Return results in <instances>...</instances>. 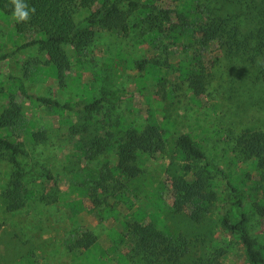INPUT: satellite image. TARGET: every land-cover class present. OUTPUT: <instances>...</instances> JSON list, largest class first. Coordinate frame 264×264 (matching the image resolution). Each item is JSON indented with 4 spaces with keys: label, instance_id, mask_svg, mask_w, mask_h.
I'll return each mask as SVG.
<instances>
[{
    "label": "rangeland",
    "instance_id": "1",
    "mask_svg": "<svg viewBox=\"0 0 264 264\" xmlns=\"http://www.w3.org/2000/svg\"><path fill=\"white\" fill-rule=\"evenodd\" d=\"M133 1L125 34L88 25L94 34L86 48L64 45L69 67L59 79L35 43L39 35L17 33L12 13L0 9V115L12 99L25 119L22 127L33 121L31 128L45 129L47 137L23 159L26 205L8 210L0 199V264H122L142 226L181 245L182 256L176 263H150L134 254L133 264H195L202 258L248 264L240 233L222 225L224 217L238 218V200L247 214L245 230L264 249V215L255 205L264 201V176L255 157L236 144L243 133L264 131V69L247 59L244 45L230 58L219 41L205 48L200 43L201 23L218 18L236 23L242 40L254 6L264 0H197L198 17L187 13L192 0ZM151 9L153 31L146 24ZM197 72L206 78L201 94L190 84ZM94 99H100L97 107L86 109ZM87 125L93 130L75 129ZM152 125L161 133L162 149H134L128 161L147 185L136 196L118 145L128 130ZM23 132L12 135L22 140ZM183 133L219 169L207 170L206 190L216 197L201 204L198 222L190 217L192 204L175 207V181H192L203 165L180 156L176 137ZM35 164L48 178L37 175ZM10 170L0 161V193ZM87 232L95 236L89 246Z\"/></svg>",
    "mask_w": 264,
    "mask_h": 264
},
{
    "label": "trees",
    "instance_id": "2",
    "mask_svg": "<svg viewBox=\"0 0 264 264\" xmlns=\"http://www.w3.org/2000/svg\"><path fill=\"white\" fill-rule=\"evenodd\" d=\"M192 1L194 5L192 7L188 6L186 9L189 15L194 16L197 13V0ZM26 2L29 7L35 8V13L31 15V19L27 22H17L14 19L15 31L19 34L30 32V34L39 35V38L34 42L37 44L39 51L45 55V62L57 68L58 79L62 76L64 69L69 67V61L64 50L65 44L73 45V49L78 52L86 48L91 39H93L94 34L93 31L88 30V25L97 24L102 29L115 34H125L129 28L128 19L132 14V9L137 6V2L133 0H129L127 4L122 2V0H26ZM94 4H97L98 8L92 10ZM13 7L10 0H0V9L4 13H13ZM254 8V14L248 19L251 29L242 37V40L237 37L236 23L235 26L229 25L228 18L202 22L200 27L202 31L200 43L202 46L205 48L213 41H219L220 45L225 49L226 55L232 58L238 52V48L244 45L246 48L242 50L247 54V59L254 66H258L260 70H263L264 5H255ZM152 13L154 11L151 9L147 14L146 24L149 31L155 29L152 26L154 20ZM196 17H198V14ZM76 18L80 19L77 20ZM85 24H87L86 27L84 26ZM182 30L184 28L180 27L179 31ZM142 62H138V68H142ZM205 82V75L200 72L192 74L190 77V84L195 94L203 93ZM1 91L2 88L0 87ZM42 100L47 101L45 99ZM99 101L100 99L92 100L86 106V109H95ZM22 121H25V119L19 113V105L11 99L7 108L0 115V129H4L7 132L10 131V134L0 135V161L5 160L11 169L5 187L0 193V199L5 205V209L8 210H16L26 205L29 188L28 180L25 177L23 159L31 155L33 151L32 145L37 146V144L47 139L45 129L34 131L31 127H36V124L29 120L22 127ZM75 127L78 133L93 130L91 125ZM12 130L15 132L22 131V133L25 131L23 139L18 140L17 136L12 135ZM160 134L157 126L153 125L141 132L128 130L125 140L118 145V156L119 159L121 158L120 166L126 174L128 186L132 187L133 195L137 196L144 192L147 185L138 175L139 168L129 164L128 161L134 158V149L143 152L161 150L162 143L160 140L162 139ZM236 144L248 157H255V168L264 176V131L243 133L237 138ZM176 145L181 157L186 160L203 162L202 167L200 166L195 170V178L192 181L182 178L175 181L176 209H182L184 204H192L194 207L190 212V217L198 222L203 217V213L200 210H204V208H202L201 204L208 205L216 197L213 191L206 190L207 170L210 168L218 171L219 169L204 155L189 134L178 135L176 137ZM34 167L37 169L38 176L48 178V175L44 174L37 164ZM237 205L238 218L235 221H231L228 217H224L222 225L231 231L237 230L240 233L248 264H264V249L245 230L244 223L247 220V214L240 200H238ZM255 205L259 213L264 215V201L261 203L255 202ZM85 236L87 246L95 241V236L91 232H87ZM128 244L129 247L132 245L133 254L128 257L125 252L122 264H133L131 257H134V254L140 255L142 259L150 263L160 260L176 263L180 260L183 250L181 245L173 241L165 233L156 231L149 226H142L135 235L134 241ZM210 259L202 258L195 261V264L217 263L216 259Z\"/></svg>",
    "mask_w": 264,
    "mask_h": 264
},
{
    "label": "clouds",
    "instance_id": "3",
    "mask_svg": "<svg viewBox=\"0 0 264 264\" xmlns=\"http://www.w3.org/2000/svg\"><path fill=\"white\" fill-rule=\"evenodd\" d=\"M13 7V18L17 22H27L31 15L35 13L34 7H29L26 0H10Z\"/></svg>",
    "mask_w": 264,
    "mask_h": 264
}]
</instances>
